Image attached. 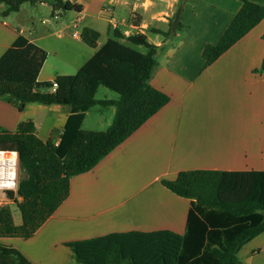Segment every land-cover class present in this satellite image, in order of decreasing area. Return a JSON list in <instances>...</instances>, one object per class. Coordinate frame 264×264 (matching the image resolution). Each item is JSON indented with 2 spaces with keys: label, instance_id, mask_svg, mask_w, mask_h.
Segmentation results:
<instances>
[{
  "label": "crops",
  "instance_id": "crops-1",
  "mask_svg": "<svg viewBox=\"0 0 264 264\" xmlns=\"http://www.w3.org/2000/svg\"><path fill=\"white\" fill-rule=\"evenodd\" d=\"M63 1L81 11L52 13L51 0H41L2 16L0 5V57L18 35L34 45L17 81L75 75L96 51L81 41L82 28L100 34L97 47L117 30L126 37L144 35L160 48L150 85L170 100L91 171L71 178L69 196L32 237L1 239L33 264H69L65 243L110 233L182 234L189 200L161 185L179 172L264 170V73L255 72L264 55V20L202 69L204 48L219 41L241 1ZM248 1L264 5V0ZM169 31L168 37L160 34ZM115 99L114 94L106 100ZM100 108L111 110L110 125L115 108ZM69 114L59 105L27 104L19 111L11 99L0 97L4 132L31 121L39 139L58 143ZM237 257L242 264H264V231Z\"/></svg>",
  "mask_w": 264,
  "mask_h": 264
},
{
  "label": "trees",
  "instance_id": "trees-1",
  "mask_svg": "<svg viewBox=\"0 0 264 264\" xmlns=\"http://www.w3.org/2000/svg\"><path fill=\"white\" fill-rule=\"evenodd\" d=\"M40 1L0 0L1 14L16 13L23 4ZM239 1L242 6L219 41L204 48L202 69L264 20V5ZM51 6L52 13L81 11V6L63 0H51ZM160 34L168 37L171 32ZM99 37L97 31L82 28L81 41L96 51L75 75L52 81L15 79L34 49L22 35L0 57V97L11 99L19 111L27 104L70 109L58 143L53 138L39 139L31 121L18 123L14 132L0 131V151L17 152L22 169L31 170L28 178L19 179L20 201L0 208V264H31L1 239L32 237L69 196L71 178L91 171L170 100L150 85L159 47L148 43L144 35L126 37L117 30L97 47ZM139 46L145 52L134 48ZM255 72L264 73V55ZM100 87L117 99L97 100ZM94 106L115 108L106 130L81 129L85 114ZM161 185L189 200L182 234L130 231L65 243L74 264H242L238 252L264 231V170L182 171L173 180H161Z\"/></svg>",
  "mask_w": 264,
  "mask_h": 264
},
{
  "label": "rangeland",
  "instance_id": "rangeland-1",
  "mask_svg": "<svg viewBox=\"0 0 264 264\" xmlns=\"http://www.w3.org/2000/svg\"><path fill=\"white\" fill-rule=\"evenodd\" d=\"M24 9H28L27 7H29L27 4H23ZM15 14H11V16H14ZM48 18H52V17H48ZM101 41L106 39V35L104 32H101ZM150 36V34H149ZM150 37H153L152 35ZM162 39V38H161ZM138 50L140 52H144V48H138ZM116 95V94H115ZM111 97H114L113 92L107 90L106 88L100 87L98 89V92L95 96V98L97 100H106L109 99ZM111 116V110H104L102 111V109L100 107H94L87 115L86 118L81 126V129L86 130V131H103L105 130L109 123H110V117ZM31 171V170H30ZM29 169L26 167L24 169H22L21 164L19 163V179H23V178H28L29 177V173H30ZM11 210H12V215H13V219L15 220L16 223L20 222V217L17 213V209L15 208V206H11ZM18 251V250H17ZM27 259V258H26ZM28 260V259H27ZM29 261V260H28ZM30 262V261H29ZM31 263V262H30ZM33 264V263H31ZM69 264H74V262H71Z\"/></svg>",
  "mask_w": 264,
  "mask_h": 264
},
{
  "label": "built area",
  "instance_id": "built-area-1",
  "mask_svg": "<svg viewBox=\"0 0 264 264\" xmlns=\"http://www.w3.org/2000/svg\"><path fill=\"white\" fill-rule=\"evenodd\" d=\"M57 84L53 82V87ZM19 158L17 152L0 151V208L20 201L17 195Z\"/></svg>",
  "mask_w": 264,
  "mask_h": 264
}]
</instances>
